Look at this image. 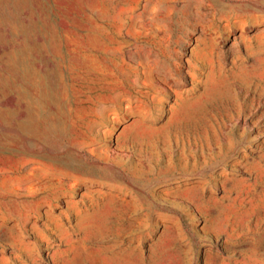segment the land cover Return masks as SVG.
<instances>
[{
    "label": "rangeland",
    "instance_id": "1",
    "mask_svg": "<svg viewBox=\"0 0 264 264\" xmlns=\"http://www.w3.org/2000/svg\"><path fill=\"white\" fill-rule=\"evenodd\" d=\"M0 264H264V0H0Z\"/></svg>",
    "mask_w": 264,
    "mask_h": 264
}]
</instances>
